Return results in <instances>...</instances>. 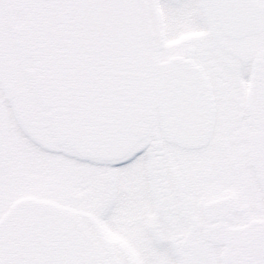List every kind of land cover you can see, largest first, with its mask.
<instances>
[{"label": "snow or ice", "instance_id": "snow-or-ice-1", "mask_svg": "<svg viewBox=\"0 0 264 264\" xmlns=\"http://www.w3.org/2000/svg\"><path fill=\"white\" fill-rule=\"evenodd\" d=\"M0 264H264V0H0Z\"/></svg>", "mask_w": 264, "mask_h": 264}]
</instances>
